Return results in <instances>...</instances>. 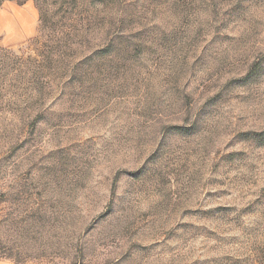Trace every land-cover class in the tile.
<instances>
[{
  "label": "rangeland",
  "instance_id": "374dc122",
  "mask_svg": "<svg viewBox=\"0 0 264 264\" xmlns=\"http://www.w3.org/2000/svg\"><path fill=\"white\" fill-rule=\"evenodd\" d=\"M2 261L264 264V0H0Z\"/></svg>",
  "mask_w": 264,
  "mask_h": 264
},
{
  "label": "bare ground",
  "instance_id": "6f19581e",
  "mask_svg": "<svg viewBox=\"0 0 264 264\" xmlns=\"http://www.w3.org/2000/svg\"><path fill=\"white\" fill-rule=\"evenodd\" d=\"M12 21L11 18H8V20H5L4 22H2V24H4L5 22L9 25V27H11V31H19L20 29V26H16L15 24L13 23H10ZM24 30V29H23ZM20 32V31H19Z\"/></svg>",
  "mask_w": 264,
  "mask_h": 264
},
{
  "label": "crops",
  "instance_id": "0c3cea01",
  "mask_svg": "<svg viewBox=\"0 0 264 264\" xmlns=\"http://www.w3.org/2000/svg\"><path fill=\"white\" fill-rule=\"evenodd\" d=\"M0 264H10V263L2 261V262H0Z\"/></svg>",
  "mask_w": 264,
  "mask_h": 264
}]
</instances>
